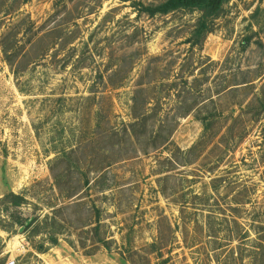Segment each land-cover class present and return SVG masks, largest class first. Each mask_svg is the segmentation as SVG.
<instances>
[{
	"label": "rangeland",
	"instance_id": "1",
	"mask_svg": "<svg viewBox=\"0 0 264 264\" xmlns=\"http://www.w3.org/2000/svg\"><path fill=\"white\" fill-rule=\"evenodd\" d=\"M164 1L0 0V264H264V0Z\"/></svg>",
	"mask_w": 264,
	"mask_h": 264
},
{
	"label": "trees",
	"instance_id": "2",
	"mask_svg": "<svg viewBox=\"0 0 264 264\" xmlns=\"http://www.w3.org/2000/svg\"><path fill=\"white\" fill-rule=\"evenodd\" d=\"M227 0H167L158 5L150 4L145 5L143 3L134 2V7L139 8L140 14H145L149 17H155L158 15L166 16L179 11H189V12H199L200 17L195 26V30L189 43L192 47L201 44L208 35L215 31V22L221 17L224 12V6ZM7 55V54H6ZM207 123V122H205ZM207 128V124H206ZM57 179V177H55ZM77 193H72L69 197H75ZM27 203L24 195H17L14 193H9L0 199V214L9 213L11 208H19ZM8 222L0 219V223L5 222V229L11 231L17 225L24 226L27 224V220H20V218H15L8 215ZM33 222L26 226V231L32 227ZM102 224L101 221H96L95 227L93 228L98 236V242L105 246H109V242L106 238L100 236ZM52 243L57 244V240L54 236H51ZM157 246V243L151 244V247ZM41 250V249H40ZM167 260H163L158 264H168Z\"/></svg>",
	"mask_w": 264,
	"mask_h": 264
}]
</instances>
